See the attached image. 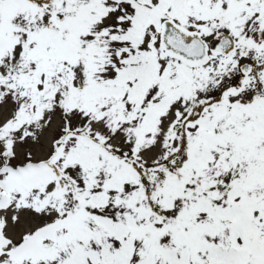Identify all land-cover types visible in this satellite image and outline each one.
Returning a JSON list of instances; mask_svg holds the SVG:
<instances>
[{
	"label": "snow or ice",
	"instance_id": "6c2138e0",
	"mask_svg": "<svg viewBox=\"0 0 264 264\" xmlns=\"http://www.w3.org/2000/svg\"><path fill=\"white\" fill-rule=\"evenodd\" d=\"M0 264H264V0H0Z\"/></svg>",
	"mask_w": 264,
	"mask_h": 264
}]
</instances>
